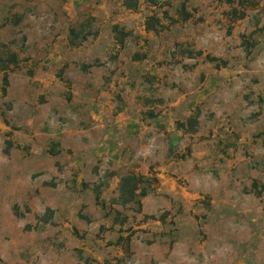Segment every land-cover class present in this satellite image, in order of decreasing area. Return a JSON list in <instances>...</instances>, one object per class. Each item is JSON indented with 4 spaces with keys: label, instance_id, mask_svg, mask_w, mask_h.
I'll return each mask as SVG.
<instances>
[{
    "label": "rangeland",
    "instance_id": "374dc122",
    "mask_svg": "<svg viewBox=\"0 0 264 264\" xmlns=\"http://www.w3.org/2000/svg\"><path fill=\"white\" fill-rule=\"evenodd\" d=\"M0 264H264V0H0Z\"/></svg>",
    "mask_w": 264,
    "mask_h": 264
},
{
    "label": "crops",
    "instance_id": "0c3cea01",
    "mask_svg": "<svg viewBox=\"0 0 264 264\" xmlns=\"http://www.w3.org/2000/svg\"><path fill=\"white\" fill-rule=\"evenodd\" d=\"M58 58H59V56H58ZM117 122H118V128L120 129L119 130L120 134H124L123 132H125V133L128 132L127 133L128 135H132L129 132L130 129H129L128 125L129 124L134 125L137 122V120L132 118L131 116H122V117L119 116L117 119ZM31 158H32L31 163H32L33 167L36 169V171L38 172L36 182L42 183L48 177L49 173H51L53 175H58L59 177H61V173L59 172V170H57L55 165L52 164V166L50 167V169L48 171L44 167V163H45V161H49V162L53 163L56 160H59V161H61L62 165H64L65 160H64L63 153L51 155L48 153H44L42 150H40V151L34 150V152L31 154ZM66 167L67 166H62V168H66ZM59 180L60 179L57 178V181H59ZM50 189H51V191H55L56 193L60 192L62 194V196L59 199H61V200H63V198H66L68 195H70L69 192L67 191V188L65 186H61V182H57L56 185L52 186ZM66 202H67V200H66Z\"/></svg>",
    "mask_w": 264,
    "mask_h": 264
}]
</instances>
